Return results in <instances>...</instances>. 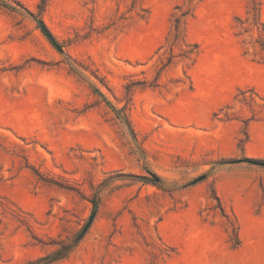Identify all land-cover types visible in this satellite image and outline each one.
<instances>
[{
  "label": "rangeland",
  "instance_id": "374dc122",
  "mask_svg": "<svg viewBox=\"0 0 264 264\" xmlns=\"http://www.w3.org/2000/svg\"><path fill=\"white\" fill-rule=\"evenodd\" d=\"M1 1L0 264H264V0Z\"/></svg>",
  "mask_w": 264,
  "mask_h": 264
},
{
  "label": "trees",
  "instance_id": "16d2710c",
  "mask_svg": "<svg viewBox=\"0 0 264 264\" xmlns=\"http://www.w3.org/2000/svg\"><path fill=\"white\" fill-rule=\"evenodd\" d=\"M48 0H42V2L38 5V12H31V15L33 16L34 20L37 23L38 28L43 33V35L47 38V40L51 43V45L56 48L61 53H66L64 50V45L58 40L56 35L52 32V30L49 28L45 20L43 19V12L45 11V7ZM0 5H3L10 9H15V6H12L11 4H6L4 1L0 2ZM249 14H251L252 18V24L254 27H259L260 25L263 26V23L261 21V2L258 0H252V7L250 8ZM190 14L189 10H182L181 13L176 15L174 17L173 26L175 29V38L178 39L181 35V24L184 20V18ZM258 43V46L262 52H264V42L260 40L259 38L256 40ZM71 70L74 72H77L78 68L71 67ZM133 84L130 83L127 85V92L130 93L132 91ZM96 91L106 100L107 104L118 114L120 118H122L129 126H131V121L129 119V116L123 112L122 108H117L98 88ZM245 161L259 164L264 166V159L256 160L252 158H244ZM233 161V160H232ZM137 179H150L147 176L144 175H134ZM156 179H159L157 176H155ZM202 176L197 178L196 180H193L192 183H195L199 179H201ZM108 182V179H104L97 187H94L92 185V195L88 197V200L92 204L91 213L89 214L86 222L83 224V226L76 231L74 234L70 236H59L58 238H54L51 240V243L55 246L50 252L36 258L26 261L22 264H55L60 261H63L67 259L79 246V244L83 241V239L86 237L88 232L90 231L92 225L94 224L100 205L102 203L103 199V191L104 187H106ZM81 195H83L80 192ZM219 207L224 211V208L221 204V200L218 196H215ZM238 224H233V233L230 237V241L232 242L233 247H238L241 244V240L239 237L238 232Z\"/></svg>",
  "mask_w": 264,
  "mask_h": 264
}]
</instances>
